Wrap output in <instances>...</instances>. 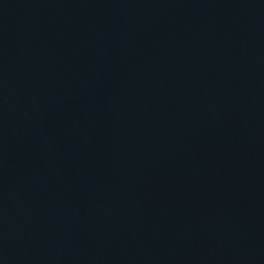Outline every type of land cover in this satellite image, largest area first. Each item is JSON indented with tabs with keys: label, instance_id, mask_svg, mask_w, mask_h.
Listing matches in <instances>:
<instances>
[{
	"label": "water",
	"instance_id": "1",
	"mask_svg": "<svg viewBox=\"0 0 264 264\" xmlns=\"http://www.w3.org/2000/svg\"><path fill=\"white\" fill-rule=\"evenodd\" d=\"M0 264H264V0H0Z\"/></svg>",
	"mask_w": 264,
	"mask_h": 264
}]
</instances>
